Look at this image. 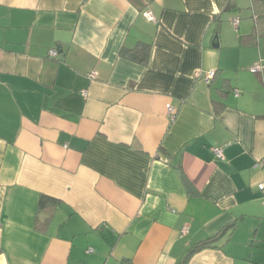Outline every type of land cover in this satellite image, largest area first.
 I'll list each match as a JSON object with an SVG mask.
<instances>
[{
	"label": "crops",
	"instance_id": "0c3cea01",
	"mask_svg": "<svg viewBox=\"0 0 264 264\" xmlns=\"http://www.w3.org/2000/svg\"><path fill=\"white\" fill-rule=\"evenodd\" d=\"M252 3L0 0V264H264Z\"/></svg>",
	"mask_w": 264,
	"mask_h": 264
},
{
	"label": "trees",
	"instance_id": "16d2710c",
	"mask_svg": "<svg viewBox=\"0 0 264 264\" xmlns=\"http://www.w3.org/2000/svg\"><path fill=\"white\" fill-rule=\"evenodd\" d=\"M252 17L254 19L255 23V30L251 33L249 36L250 38H256L259 36L264 37V0H253L252 6ZM247 37H242L239 39V42L241 44H244L247 42ZM148 53H149V44L141 42L137 45V48L133 49H126L123 48L121 49V54L125 55L126 57L130 58L133 61L139 62V63H144L146 62L148 58ZM215 74V72H214ZM214 77V76H213ZM227 80H225L226 82ZM221 92L225 93L224 89L221 90ZM185 179V178H184ZM185 182L187 185L189 184L188 181L185 179ZM56 204V201L54 198L49 197V196H41L38 202V208H45L46 212L49 215H51L54 206ZM204 243L200 242L198 246H192L191 250L188 252H193L201 247H203ZM186 258V256H185ZM186 261L183 260V263Z\"/></svg>",
	"mask_w": 264,
	"mask_h": 264
},
{
	"label": "built area",
	"instance_id": "2783aa9c",
	"mask_svg": "<svg viewBox=\"0 0 264 264\" xmlns=\"http://www.w3.org/2000/svg\"><path fill=\"white\" fill-rule=\"evenodd\" d=\"M143 14H144L148 19L154 20V17H153L152 13H151L149 10L144 11ZM237 24H238V19H237V18L233 19V25H234V26H237ZM49 54H50V56L55 57V56L57 55V50H56V49H51V50H49ZM262 67H263V65H262V63L260 62L259 64L254 65L253 67H251V71H253V72L261 71ZM213 76H214V71H210V72H208V73L204 76L205 83L209 84L210 79L213 78ZM89 77H95V72L90 73ZM83 94H85V93H83ZM168 113H169L172 117H174V115H175V109H174L173 107H169V108H168ZM211 149H212L213 153H214L216 156H218V157H222V156H223V154H222V147L215 146V147H212ZM263 164H264V163H263ZM257 188H258L259 190L263 191V190H264V181L260 182V183L257 185ZM184 231H185V230H184Z\"/></svg>",
	"mask_w": 264,
	"mask_h": 264
},
{
	"label": "rangeland",
	"instance_id": "374dc122",
	"mask_svg": "<svg viewBox=\"0 0 264 264\" xmlns=\"http://www.w3.org/2000/svg\"><path fill=\"white\" fill-rule=\"evenodd\" d=\"M256 240L259 242V246H262L264 251V220L260 224V228L256 232Z\"/></svg>",
	"mask_w": 264,
	"mask_h": 264
},
{
	"label": "water",
	"instance_id": "95a60500",
	"mask_svg": "<svg viewBox=\"0 0 264 264\" xmlns=\"http://www.w3.org/2000/svg\"><path fill=\"white\" fill-rule=\"evenodd\" d=\"M211 44H212L213 47H218L219 46V41L217 39V35L214 36L213 41H212Z\"/></svg>",
	"mask_w": 264,
	"mask_h": 264
}]
</instances>
